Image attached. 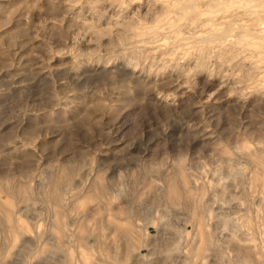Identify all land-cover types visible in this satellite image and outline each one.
<instances>
[{
  "label": "clouds",
  "instance_id": "1",
  "mask_svg": "<svg viewBox=\"0 0 264 264\" xmlns=\"http://www.w3.org/2000/svg\"><path fill=\"white\" fill-rule=\"evenodd\" d=\"M0 264H264V0H0Z\"/></svg>",
  "mask_w": 264,
  "mask_h": 264
}]
</instances>
